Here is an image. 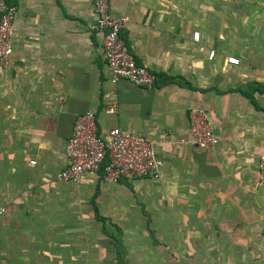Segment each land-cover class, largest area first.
<instances>
[{"label": "crops", "instance_id": "0c3cea01", "mask_svg": "<svg viewBox=\"0 0 264 264\" xmlns=\"http://www.w3.org/2000/svg\"><path fill=\"white\" fill-rule=\"evenodd\" d=\"M5 1L17 12L0 65V264H202L264 240V0H109L149 86L111 82L92 0ZM193 110L217 144H192ZM87 111L102 135L151 141L159 177L57 179Z\"/></svg>", "mask_w": 264, "mask_h": 264}, {"label": "built area", "instance_id": "2783aa9c", "mask_svg": "<svg viewBox=\"0 0 264 264\" xmlns=\"http://www.w3.org/2000/svg\"><path fill=\"white\" fill-rule=\"evenodd\" d=\"M96 16V27L102 31V53L110 70L111 82L123 78L137 86H149L155 75L146 66L136 62L122 39L120 32L127 22L125 15H113L109 0H92ZM17 6L0 0V65H6L12 54L11 35ZM198 39V32L193 33ZM211 50L208 57L211 58ZM227 61L236 64L238 59L228 56ZM114 112L115 107H107ZM189 132L191 142L200 147L218 143V137L206 121L202 110L191 113ZM67 163L57 174V179L65 182H78L88 172H98L103 166V177L109 182L120 178H157L163 166L162 159L156 156L154 144L143 134L115 126L106 134L98 132L94 112L77 115L70 137L65 146ZM259 182L264 185V154L259 158Z\"/></svg>", "mask_w": 264, "mask_h": 264}, {"label": "rangeland", "instance_id": "374dc122", "mask_svg": "<svg viewBox=\"0 0 264 264\" xmlns=\"http://www.w3.org/2000/svg\"><path fill=\"white\" fill-rule=\"evenodd\" d=\"M260 238L261 240L255 241L253 245L251 243L243 244V242H240V245L242 246H245L247 244L248 247L247 249H245L247 250V252H245V250L244 251L242 250L241 253L238 252L236 254V252H233V254L230 255V253L225 250V254H224L225 256L205 259L206 261L202 264H208V262L213 264H264V240L262 237ZM224 244L225 246L230 245V243H224ZM250 250H254V252ZM203 260L204 259H201L200 261ZM178 261L179 260H177L176 262ZM187 264H191V263H187ZM193 264H198L197 260H194Z\"/></svg>", "mask_w": 264, "mask_h": 264}, {"label": "trees", "instance_id": "16d2710c", "mask_svg": "<svg viewBox=\"0 0 264 264\" xmlns=\"http://www.w3.org/2000/svg\"><path fill=\"white\" fill-rule=\"evenodd\" d=\"M169 79H171L170 77H164L163 78V82H167V81H169ZM242 89V88H241ZM259 89V87L256 89V90H258ZM259 90H261V89H259ZM242 91L244 92V94L246 95V96H248L249 98H250V100H251V102L256 106V108H259L258 107V105H257V102L255 101V99H254V97H253V95H252V92L251 91H246V90H244V89H242ZM99 172L101 173V174H103V166H102V168L99 170ZM99 218H100V216H98ZM113 237H112V240H111V242H112V244L115 246V249H116V252H117V258L116 259H118V261H121V253L123 252V251H125L124 250V246L122 245V243H121V240H120V238H119V236L118 237H116V236H114V235H112Z\"/></svg>", "mask_w": 264, "mask_h": 264}]
</instances>
